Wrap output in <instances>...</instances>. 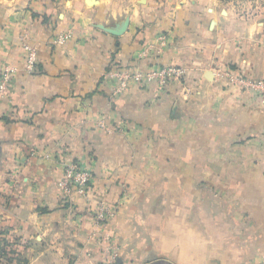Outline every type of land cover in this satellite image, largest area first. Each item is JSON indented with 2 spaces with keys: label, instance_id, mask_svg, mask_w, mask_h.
Instances as JSON below:
<instances>
[{
  "label": "crops",
  "instance_id": "1",
  "mask_svg": "<svg viewBox=\"0 0 264 264\" xmlns=\"http://www.w3.org/2000/svg\"><path fill=\"white\" fill-rule=\"evenodd\" d=\"M232 2L0 0V264H264V102L218 75L264 80V22ZM171 64L164 87L107 75Z\"/></svg>",
  "mask_w": 264,
  "mask_h": 264
},
{
  "label": "built area",
  "instance_id": "2",
  "mask_svg": "<svg viewBox=\"0 0 264 264\" xmlns=\"http://www.w3.org/2000/svg\"><path fill=\"white\" fill-rule=\"evenodd\" d=\"M72 32H62L57 38L58 43H65L72 38ZM167 37L166 35H160L157 44L166 45ZM153 47V45H151ZM22 48L25 52V67L31 72L35 69L38 52L37 49L30 44L28 41L23 40ZM150 47L144 50L146 54L149 51ZM14 70L8 68L4 74L3 81L1 82L0 89L5 90L7 88V82L10 79V73ZM185 70L174 64L161 66L157 68H151L147 70H139L132 67H114L107 75L109 78L113 79L117 83L118 91L125 92L133 84L147 85L150 82H156L159 87H164L172 80L179 79L183 76ZM220 79L225 80V82L232 87H246L256 93H258L262 101L264 102V80H256L251 78H246L242 74L232 72L229 69H225L222 72L218 73ZM102 126L105 127V124L102 123ZM92 179V172L89 169L83 168L77 162H70L64 171V175L60 180L59 186L64 195L69 196L73 192H78L81 195H87V189L89 182ZM113 212L111 208L106 204L99 205L97 208V222L101 223L111 217Z\"/></svg>",
  "mask_w": 264,
  "mask_h": 264
},
{
  "label": "rangeland",
  "instance_id": "3",
  "mask_svg": "<svg viewBox=\"0 0 264 264\" xmlns=\"http://www.w3.org/2000/svg\"><path fill=\"white\" fill-rule=\"evenodd\" d=\"M230 1L235 2L234 4L238 7L241 14H243L247 17L257 16L262 20V22H264V0H230ZM77 194H79V193H77ZM101 203H103V202H101ZM95 205L93 204V209H92L93 211L94 210L97 211V209H95L96 208ZM98 206H99V203H98ZM110 207L113 209V206H110ZM113 210H114V212L116 211L115 205H114ZM96 216H97V214L94 217L95 219L97 218ZM111 218L112 217L109 216V217H107L106 220H104L101 223L106 224L110 221ZM95 222H96V220H95ZM97 224H99V223L97 222ZM104 224H102V226H99L98 227L99 229L96 228V231H95L99 234H103V236H104L103 239L109 237L108 234H105V231L103 230Z\"/></svg>",
  "mask_w": 264,
  "mask_h": 264
},
{
  "label": "water",
  "instance_id": "4",
  "mask_svg": "<svg viewBox=\"0 0 264 264\" xmlns=\"http://www.w3.org/2000/svg\"><path fill=\"white\" fill-rule=\"evenodd\" d=\"M209 75L208 76H210V72L208 73ZM147 264H170V263H168V262H165L164 260L162 261V260H160V261H158V262H154V263H147Z\"/></svg>",
  "mask_w": 264,
  "mask_h": 264
}]
</instances>
